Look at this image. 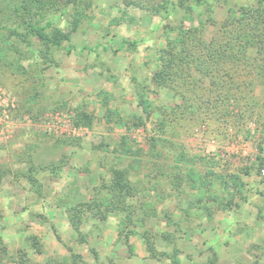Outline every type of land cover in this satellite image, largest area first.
I'll return each mask as SVG.
<instances>
[{"label":"rangeland","instance_id":"obj_1","mask_svg":"<svg viewBox=\"0 0 264 264\" xmlns=\"http://www.w3.org/2000/svg\"><path fill=\"white\" fill-rule=\"evenodd\" d=\"M51 1L59 46L0 0V264H264V36L172 86V27L263 2Z\"/></svg>","mask_w":264,"mask_h":264},{"label":"trees","instance_id":"obj_2","mask_svg":"<svg viewBox=\"0 0 264 264\" xmlns=\"http://www.w3.org/2000/svg\"><path fill=\"white\" fill-rule=\"evenodd\" d=\"M16 3H8L11 11L15 13H21L24 15L30 14L31 16H27L23 19L18 25L23 26L27 33L31 36L35 37L39 41L49 44L52 46H59L61 41L64 38H67L68 35L66 33L60 32L57 28L54 27L53 19L51 17L46 18L47 11L53 7V3L51 0H13ZM82 0H64L63 10L69 6L77 7L79 6ZM263 3V14H264V0H261ZM173 9L178 6L173 3ZM52 6V7H51ZM256 10L248 8L246 6H242L238 11H233L230 14V18L224 20L221 24H219V31H221V42L218 45L210 46L206 45L203 40L197 41L200 45L199 47H191L184 45V40L179 39V35L181 32H186L187 30L196 31L199 30L197 27H190L186 29H182V27H172V32L174 35L177 34L178 42L172 44V86H177V70L178 65L184 64L188 66V69L191 70V73L198 72L201 74H206V70L204 69V61L206 58L214 54H218L222 58L226 53H232L231 51H236L238 53V57H242L246 55V51L248 49L247 46L251 43V41H256L258 44H261L260 36H264L263 25L261 21H258V17ZM39 17V19H37ZM46 18V19H45ZM74 21V24H76ZM18 26L9 27L10 32L14 33L17 36H20L17 30ZM263 34V35H262ZM192 39V37H190ZM180 40V41H179ZM193 41V40H192ZM133 41L122 40L119 44V47L124 46L125 44H131ZM173 43V42H172ZM264 43V41H262ZM197 49V50H196ZM256 53L260 55L262 58L257 59L256 61V72L258 73L264 67V45H258L255 49ZM217 58V63H219L217 69H221L225 62L223 59ZM242 60V59H241ZM243 62H241L242 64ZM247 64L246 67H249L250 63L248 61L244 62ZM165 66V64H164ZM177 66V67H176ZM217 66V65H216ZM166 67H171V65H166ZM208 73V72H207ZM250 81V79H248ZM248 82V81H247ZM184 95L182 96V98ZM121 180V185L124 184V180L122 182V177H119ZM118 178V179H119ZM117 185L119 183H116ZM117 190V189H116ZM121 190L118 189L117 193H120ZM90 208V207H89Z\"/></svg>","mask_w":264,"mask_h":264}]
</instances>
